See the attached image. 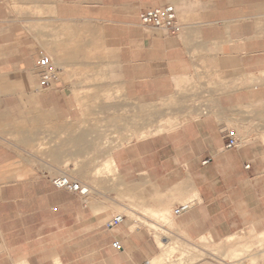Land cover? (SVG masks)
<instances>
[{"label":"crops","instance_id":"1","mask_svg":"<svg viewBox=\"0 0 264 264\" xmlns=\"http://www.w3.org/2000/svg\"><path fill=\"white\" fill-rule=\"evenodd\" d=\"M168 4L175 32L140 22L145 10ZM34 27L56 30L42 36L56 46L59 69L48 90L37 86ZM209 76L218 87L213 100L199 102L206 112L168 132L82 153L105 158L82 164L77 180L113 159L127 187L123 204L137 196L132 225H108L115 214L107 194L54 187L68 165L67 142L104 140L75 115L67 133L64 110L140 107L190 93ZM19 94H36L37 106ZM35 107L41 117L26 113L19 126L17 110ZM105 122L113 124L110 116ZM227 130L236 147L226 148ZM41 142L53 144L39 151ZM182 202L187 209L173 220L190 239L264 228V0H0V264H147L157 245L139 219Z\"/></svg>","mask_w":264,"mask_h":264},{"label":"rangeland","instance_id":"2","mask_svg":"<svg viewBox=\"0 0 264 264\" xmlns=\"http://www.w3.org/2000/svg\"><path fill=\"white\" fill-rule=\"evenodd\" d=\"M41 16L40 10L36 11L34 19L40 20ZM43 31L46 33L49 31L50 35L53 36L56 30H42L40 27L28 30L34 37V56L38 58L40 52H46L57 66V56L54 52L56 46L43 40ZM32 74L35 75V72L32 71ZM217 87L218 80L209 76L199 79L190 93H183L178 97L172 95L155 101H146L140 107L137 101H130L129 109L124 110L121 108L110 110L83 108L79 110L80 116H78V111L64 110L65 113L70 112V117L66 115L67 133L73 131V117L75 115L82 130L100 132L104 136V140L67 142L68 165L64 166L57 175L64 173L73 177L79 174L78 171L82 164L100 165L105 157L83 155V152H88L85 150L86 147L105 148V146L112 145L113 148H116L133 138H144L155 133L168 132L194 117L193 112L195 114L206 112L207 109L202 107L199 102L206 103L213 100L212 91ZM79 95L82 98H91L92 96L90 93ZM36 97L37 95L34 94L33 99H29L25 94H19L18 99L19 101L31 100L33 106H37ZM194 105L199 108L192 109ZM17 112L19 126H24L26 123V113L29 114L28 117L33 115L35 118H40L42 115L40 109L36 107L32 109L19 108ZM107 116L112 118L113 124H106ZM178 121L180 123L176 124ZM50 143L53 144V142ZM50 143L41 142L37 144V150L50 148ZM79 144L82 145V151L79 150ZM80 175L82 178L79 180L88 185L91 196L101 199L106 194L109 195L108 208H112L114 216L122 215L126 223L131 225L134 220L138 219L134 214L138 207L133 204L137 196L131 193L127 199L126 195V201L123 204V192L126 191L127 193V187H124L125 184L112 167L103 164V170L99 173L91 172ZM185 204L182 202L176 207ZM174 208L166 209L161 214L150 215L145 212L146 216L155 218L153 221L139 219L140 224L151 232V236L157 245L155 255L147 264H155L157 259H159V264H264V237L260 236L261 232L264 233V228L261 226L258 229L246 226L235 232L230 239L228 237L218 241L208 238L190 239L175 226ZM161 241L163 242L162 245L160 244Z\"/></svg>","mask_w":264,"mask_h":264},{"label":"built area","instance_id":"3","mask_svg":"<svg viewBox=\"0 0 264 264\" xmlns=\"http://www.w3.org/2000/svg\"><path fill=\"white\" fill-rule=\"evenodd\" d=\"M139 20L142 24L152 26L154 28L164 29L169 32H175L177 27L175 25L176 15L172 5L168 4L162 7L150 8L139 15ZM35 70L38 76L37 86L40 90H48L54 88L59 82V69L55 66L52 57L46 52H40L36 63ZM226 148L236 147L238 139L234 130H227ZM248 167V165H246ZM52 184L58 189H65L70 192L77 193L80 196H85L89 193L87 184L69 176L68 174H59L52 178ZM186 205H180L173 210V215L178 216L185 212ZM123 221L122 215L113 216L108 223L109 226L121 223ZM114 247L119 248L117 243Z\"/></svg>","mask_w":264,"mask_h":264},{"label":"bare ground","instance_id":"4","mask_svg":"<svg viewBox=\"0 0 264 264\" xmlns=\"http://www.w3.org/2000/svg\"><path fill=\"white\" fill-rule=\"evenodd\" d=\"M104 165H106V166H108V167H112L114 170H116L115 163H114V161H113V159H112L111 157H109V158L107 159V161L104 162ZM260 236H261V237H264V233L261 232V233H260ZM231 237H232V236H229L228 239H230ZM160 244L162 245L163 242L161 241Z\"/></svg>","mask_w":264,"mask_h":264}]
</instances>
